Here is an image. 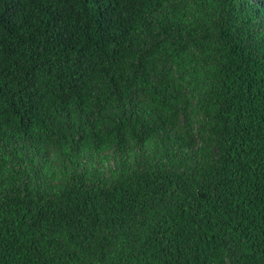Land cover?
Segmentation results:
<instances>
[{"label":"trees","instance_id":"16d2710c","mask_svg":"<svg viewBox=\"0 0 264 264\" xmlns=\"http://www.w3.org/2000/svg\"><path fill=\"white\" fill-rule=\"evenodd\" d=\"M0 264H264V0H0Z\"/></svg>","mask_w":264,"mask_h":264}]
</instances>
